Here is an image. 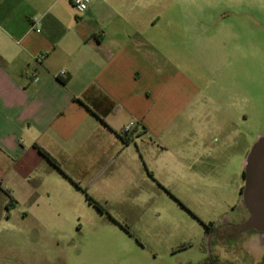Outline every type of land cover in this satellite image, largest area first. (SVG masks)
Here are the masks:
<instances>
[{
	"label": "crops",
	"instance_id": "1",
	"mask_svg": "<svg viewBox=\"0 0 264 264\" xmlns=\"http://www.w3.org/2000/svg\"><path fill=\"white\" fill-rule=\"evenodd\" d=\"M227 14L264 22V0H91L82 14L72 0H0V264H52L25 247L46 241L47 209L86 201L81 188L135 204L147 169L190 172L216 153L207 138L236 123L218 96L238 92L214 78L238 48L218 28ZM160 154L176 162L159 168Z\"/></svg>",
	"mask_w": 264,
	"mask_h": 264
},
{
	"label": "rangeland",
	"instance_id": "2",
	"mask_svg": "<svg viewBox=\"0 0 264 264\" xmlns=\"http://www.w3.org/2000/svg\"><path fill=\"white\" fill-rule=\"evenodd\" d=\"M249 1L259 4L263 0ZM252 19L218 16L223 39L233 37L238 48L235 51V45L232 47L231 64H222L223 70H218V78H214L218 90H236L238 96H218V100L230 102L236 123L227 139L225 134L220 139L218 133L209 135L208 143L216 153L194 163L190 172L157 170L159 179L167 185L146 168V175L155 183L147 177L140 182L131 193L139 197L135 204L100 202L106 213H100L87 200L71 202L52 213L47 209L46 218L57 220L45 225L46 241L40 247H25L31 259L39 251L52 258V264H202L210 257L209 250L204 249V224L235 220L231 208L242 204L239 191L245 160L264 134V22L257 14ZM251 24L256 26L254 34L247 28ZM247 37L251 38L248 44ZM174 162L172 154L156 158L159 168ZM27 228L32 231L35 225L28 224ZM236 248L218 246L217 251L226 258ZM246 248L257 254L261 241L253 239Z\"/></svg>",
	"mask_w": 264,
	"mask_h": 264
},
{
	"label": "flooded vegetation",
	"instance_id": "3",
	"mask_svg": "<svg viewBox=\"0 0 264 264\" xmlns=\"http://www.w3.org/2000/svg\"><path fill=\"white\" fill-rule=\"evenodd\" d=\"M242 177L243 184L239 191L241 202L242 192L247 179L244 170ZM231 209L235 214V220L231 218L221 224H217L209 230L205 228L204 249L206 252L209 250L210 257L202 264H264V233L253 227L247 226L250 213L245 208L243 202L240 206L233 205ZM253 239L261 241L262 248L257 254H253L246 248L247 244ZM230 245L237 247L233 251V255L231 257L221 258L217 251V247ZM212 247H215V252L212 251Z\"/></svg>",
	"mask_w": 264,
	"mask_h": 264
},
{
	"label": "water",
	"instance_id": "4",
	"mask_svg": "<svg viewBox=\"0 0 264 264\" xmlns=\"http://www.w3.org/2000/svg\"><path fill=\"white\" fill-rule=\"evenodd\" d=\"M247 175L242 202L249 211L248 227L264 233V134L258 137L244 164Z\"/></svg>",
	"mask_w": 264,
	"mask_h": 264
},
{
	"label": "trees",
	"instance_id": "5",
	"mask_svg": "<svg viewBox=\"0 0 264 264\" xmlns=\"http://www.w3.org/2000/svg\"><path fill=\"white\" fill-rule=\"evenodd\" d=\"M63 81L64 82H66L67 81V79H63ZM124 139V141L126 142V143H128V141L125 139V138H123ZM40 149V151H41V153L42 154H44L45 156H46V158L56 167V168H58L59 170H62L61 169V167H60V164L46 151V150H44V149H42V148H39ZM74 184L77 186V187H79V188H81L80 187V185L78 184V183H76V182H74ZM82 189V191H83V193L85 194V197H86V200L91 204V205H93L100 213H106V209L103 207V205L100 203V202H98L97 200H95L93 197H91L89 194H88V192H87V190L86 189H84V188H81ZM15 201L14 200H10L9 201V203L7 204V209L8 210H10L12 207H14V205H15ZM217 224L216 223H214V222H209V223H207V224H204V226H205V228H206V230H209L210 228H212V227H214V226H216ZM120 226L122 227V228H124V229H126V230H128L129 231V229H128V227L127 226H125V225H122V224H120Z\"/></svg>",
	"mask_w": 264,
	"mask_h": 264
},
{
	"label": "built area",
	"instance_id": "6",
	"mask_svg": "<svg viewBox=\"0 0 264 264\" xmlns=\"http://www.w3.org/2000/svg\"><path fill=\"white\" fill-rule=\"evenodd\" d=\"M72 5L78 13L82 14L89 9L91 5V0H72ZM59 75L64 78H67V70L66 69L61 70ZM35 79L37 80V77ZM135 128H136V124L134 122H130L125 126L124 134L126 136L132 134Z\"/></svg>",
	"mask_w": 264,
	"mask_h": 264
}]
</instances>
